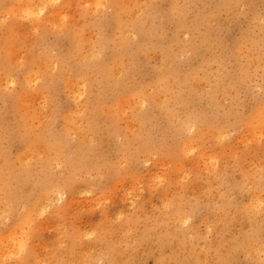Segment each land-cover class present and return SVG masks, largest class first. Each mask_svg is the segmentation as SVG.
Here are the masks:
<instances>
[{"label":"rangeland","instance_id":"obj_1","mask_svg":"<svg viewBox=\"0 0 264 264\" xmlns=\"http://www.w3.org/2000/svg\"><path fill=\"white\" fill-rule=\"evenodd\" d=\"M28 1L32 2L34 7L35 4L39 2L46 3L47 0ZM24 2L25 0H0V151L4 152L2 153L1 151V158L5 160V165L7 164L6 168L11 170V173L6 170L8 187L11 185L7 189L6 195L9 194L8 197L12 200L14 198L11 199V197L16 192L22 198H18L12 203L14 204L12 209H6L8 215H6V219L4 217L0 218V228L5 227V230L2 229V233L5 234L6 232L7 236L6 239L0 237V258H4L8 264H17L18 261L22 263L25 261L24 264H175L176 262V264H180L185 256H189L188 252L180 245H177V242L175 245L174 242L163 237L166 232L162 228L168 224L167 222L172 220V223L170 222L167 225V228H170L169 230L167 229V232L173 231L174 228L178 234L187 232L184 239L191 244L188 248H192L195 251V255L199 254V257H203L206 260V256L211 254L207 257V262L202 260V264L221 263L217 258L216 260L213 258L215 254L211 252L210 246L217 243L221 248L223 246L224 249H228L231 243H239L243 237H247L249 240V244L245 245V252L242 249H238L232 253L231 257L234 258H230L225 264H264V260H262L264 259V240H262L264 239V234H262V231H264L262 229L264 227V215H262L264 214V203H262L264 202L262 201L264 200L262 198L264 196V183H262L264 182V178H262L264 177V168H262L264 167L262 166L264 165L262 164L264 163V90H262L264 89V0H102V3L99 4L96 3L97 0H49L44 9L42 8L38 15H33L32 17L31 15L28 16L25 11L23 12ZM17 5L20 6V9ZM137 7H142L143 9H138ZM148 7L152 10L147 11ZM56 9L59 12L58 16L53 14ZM135 10L140 11H137L139 13L136 14ZM178 12L181 13L179 14L180 16L177 15ZM131 14L133 17H131ZM3 15L5 16L3 17ZM120 15L124 17H120ZM206 15L208 18H206ZM210 16L212 17L211 19ZM60 17L61 19H58ZM126 17L127 19H125ZM207 19L209 22H207ZM55 21H57L56 24ZM133 24H135V27ZM85 27H89L90 31ZM47 29L48 31H46ZM122 29L127 34H124ZM150 30L153 33H150ZM84 31L87 32L88 40ZM190 32L191 34H189ZM81 33L83 34L81 35ZM98 33L104 36H98ZM175 33L181 35L178 36ZM90 34L91 37H89ZM132 35L134 38L136 37L135 40ZM58 37L59 39H57ZM98 42L100 43L99 45ZM122 42L124 43L121 44ZM125 44L130 45L132 48L128 47V45H126L127 47L124 46ZM198 44L199 46H196ZM84 46L91 48L88 50ZM103 46L104 48H102ZM172 46L175 47L173 48ZM181 47H184V49ZM191 47L193 48L191 49ZM83 48L89 52L83 50ZM109 48L111 51L113 50V53L109 51ZM182 50H184V53ZM79 51L80 54H78ZM137 51L138 53L140 52V56L137 55ZM98 52L100 53L98 54ZM92 53L93 55H91ZM126 53H128V57ZM252 53L253 55H251ZM161 56L164 57V61ZM90 57L94 59H90ZM99 57L102 58L100 59ZM223 57L224 59H222ZM45 58L59 62L63 59H69L70 64L67 66L69 71L65 70L67 79L66 76L62 79L53 74V80L56 78L52 82H57L58 84H52L51 82L48 85H46L43 77L36 81L33 80L32 78L38 75L39 72V75L45 74L43 62ZM78 59L89 60L88 62L92 65L94 63L93 66L100 64L103 68H107V72L112 71V74L110 73L112 77L104 80L101 79L100 73L95 75V72H93L91 73L92 79L94 76L97 78L98 75L99 78H97L95 84L91 85L92 83H88L87 80L88 75H83L82 71L79 70L80 67L76 63ZM129 59L133 62L130 63ZM171 59L174 61L173 63ZM116 66L120 67L116 68ZM137 66L139 67L137 68ZM10 68H12L11 72L8 73ZM129 71L133 78L129 77ZM124 75L126 76L124 77ZM122 77L123 79H121ZM164 77L166 79L169 78L167 79V84L170 85V90L163 88ZM42 79L44 83H42ZM130 79L131 81L129 82ZM136 79H138V82H135ZM195 80L198 81V85ZM82 81L86 85H80L83 83ZM100 81H102V84H100ZM108 82L111 83L108 84ZM68 83L69 85H67ZM126 83L129 84L127 85ZM193 83L195 84L194 86L192 85ZM53 85L54 87L52 88ZM174 85H176V88ZM93 87L94 91L92 92ZM182 88L184 92H182ZM191 90L193 91L191 92ZM208 91L209 93H207ZM82 92H85L83 93L84 95ZM90 94L92 96L93 94L95 95L92 97ZM111 95L113 97L110 98ZM138 96L145 98L143 103ZM99 97L102 99L101 101ZM134 97H138L137 99L141 103L138 104L139 100L134 99ZM175 97V102H172L171 99H175ZM178 97L181 99L180 101ZM183 97L188 100H184ZM121 98L122 100L125 99L124 102L121 101ZM128 98L129 101H134L135 105L131 101L126 104ZM156 98L157 100H155ZM148 100L150 105L144 104ZM185 101L187 103L190 101L192 104L188 105ZM159 102L160 104H158ZM176 102H178L177 105ZM142 104V108H147L145 109L146 112L141 109ZM186 104L189 109L185 106ZM87 105L88 107H96L101 114H97L99 111L95 112L96 108L91 114L90 112L87 113V109L84 108ZM220 105H223V109ZM136 107L137 109H135ZM180 108L184 109L180 110ZM138 109L141 112L143 111L139 119L134 116L135 111L141 113ZM81 110L84 113L79 118ZM177 112L179 115L181 112L183 118L181 115H177ZM166 113L170 119H168ZM91 115L99 116L95 117V120L91 118L85 120V117H91ZM201 117H204V121ZM191 118L195 119L196 125L193 126V129L187 126L188 129L186 127L183 131L182 124ZM173 120L176 124L173 123ZM207 120L211 121L208 123ZM91 121L94 122L91 123ZM96 122L98 124L94 125ZM90 123L92 126L89 125ZM148 124L151 126L149 127ZM139 126L146 129L143 130ZM94 127V132H92ZM90 128L92 129L90 130ZM132 130L134 131L132 132ZM140 131L143 133H140ZM137 133L140 135H137ZM188 141L192 143L189 144ZM191 148L193 151H191ZM224 155H226L225 160ZM195 162L197 163L195 164ZM253 163L256 164L254 165ZM252 168L254 169L252 170ZM256 171H259V173ZM160 175H162V178ZM40 180L42 182H39ZM254 180H257L256 183L258 184H256V187H259L258 190H253L255 188L252 187V189L250 185H247L248 183L245 184L249 181L253 183ZM244 184L248 188L245 189L243 187ZM51 185H56V188L52 189L53 191L50 190ZM240 188H243L241 193L239 191ZM21 190L23 191L21 192ZM22 193L24 194L23 196ZM0 196H2L1 193ZM259 198L262 200L257 201ZM19 199L21 203H19ZM204 199L205 201H203ZM255 199H257V202H255ZM247 203L249 204L246 205ZM229 204L231 205L230 207L228 206ZM258 205L261 209H258ZM248 206L249 208L247 209ZM231 207L235 210L237 209V214L232 213L233 209ZM219 209L222 213L219 212ZM257 209L259 212L256 211ZM13 214H15V217ZM220 214L225 216V220L221 219ZM244 214L246 216L243 217ZM25 218L29 222L24 224L22 219L25 220ZM176 220H179L178 223L175 222ZM253 220H255L254 223ZM235 222L236 224H234ZM161 224L163 226L160 229L158 226ZM176 224L179 226L177 227ZM255 227L260 228L258 231L260 236H262L261 238L253 237ZM14 232L18 233L15 234ZM19 232L21 237L18 236ZM18 237L22 241H17ZM10 238L11 240H9ZM66 240L68 243H66ZM258 240L260 241L258 242ZM23 242L26 245L24 247L25 252L22 250L23 246L20 248V244L22 243L21 245H23ZM251 242L252 244H250ZM17 244L19 250H21L19 252ZM248 247L249 249H247ZM180 248L182 249L180 250ZM1 256L4 257L2 258ZM211 258L215 261L214 263Z\"/></svg>","mask_w":264,"mask_h":264},{"label":"bare ground","instance_id":"obj_2","mask_svg":"<svg viewBox=\"0 0 264 264\" xmlns=\"http://www.w3.org/2000/svg\"><path fill=\"white\" fill-rule=\"evenodd\" d=\"M20 1H21V0H20ZM33 1H34V0H33ZM41 1H45V0H41ZM47 1H49V0H47ZM47 1H46V3H44V2H39V3L35 4V6L33 7V6H32V5H33L32 2H30V1H28V0H25V2H24V6H23V8H24V9H23V12L25 11V12L28 14V16L31 15V17H32L33 15H38V13H40V11L42 10V8L44 9L45 5H47V3H49V2H47ZM56 1H57V0H56ZM130 1H131V0H130ZM203 1H204V0H203ZM214 1H215V0H214ZM253 1H254V0H253ZM17 2H18V1H17ZM85 2H86V1H85ZM153 2H154V1H153ZM158 2H159V1H158ZM193 2H194V1H193ZM193 2H192V3H193ZM200 2H201V1H200ZM246 2H247V1H246ZM246 2H245V3H246ZM18 3H20V2H18ZM41 3H42V5H40ZM54 3H55V2H54ZM83 3H84V2H83ZM96 3H98V4H99V3H102V0H97ZM116 3H117V2H116ZM116 3H115V4H116ZM155 3H156V2H155ZM15 4H16V3H15ZM74 4H75V3H74ZM142 4H143V3H142ZM144 4H145V3H144ZM200 4H201V3H200ZM208 4H209V3H208ZM210 4H211V3H210ZM12 5H13V4H12ZM50 5H51V4H50ZM82 5H83V4H82ZM117 5H118V3H117ZM154 5H155V4H154ZM239 5H240V4H239ZM244 5H246V4H244ZM17 6H19V5H17ZM100 6H101V5H100ZM170 6H171V5H170ZM212 6H213V5H212ZM35 7H36V8H35ZM97 7H98V6H97ZM102 7H103V5H102ZM115 7H116V6H115ZM115 7H114V8H115ZM144 7H145V6H144ZM146 7H147V6H146ZM11 8H12V7H11ZM58 8H60V7H58ZM70 8H72V7H70ZM75 8H76V7H75ZM83 8H85V7H83ZM103 8H104V7H103ZM116 8H117V7H116ZM137 8H138V7H137ZM141 8H142V7H141ZM141 8H138V9H141ZM153 8H154V7H153ZM187 8H188V7H187ZM196 8H197V7H196ZM203 8H204V7H203ZM2 9H3V8H2ZM19 9H20V6H19ZM45 9H46V8H45ZM135 9H136V8H135ZM142 9H143V8H142ZM238 9H239V8H238ZM248 9H249V8H248ZM15 10H16V8H15ZM59 10H60V9H59ZM84 10H85V9H84ZM132 10H133V9H132ZM148 10L151 11L152 9L148 7L147 11H148ZM43 11H44V10H43ZM55 11H56V13H55ZM55 11H54L53 14H55V15L58 16V14H59L58 10L56 9ZM63 11H64V9H63ZM68 11L70 12V10H68ZM87 11H88V10H87ZM105 11H106V10H105ZM135 11H136V10H135ZM135 11H134V12H135ZM137 11H140V10H137ZM137 11H136V14L139 13V12L137 13ZM243 11H244V10H243ZM246 11H247V10H246ZM57 12H58V13H57ZM98 12H99V11H98ZM100 12H101V11H100ZM201 12H202V11H201ZM18 13H19V12H18ZM60 13H61V12H60ZM67 13H68V12H67ZM85 13H86V12H85ZM120 13H121V12H120ZM131 13H132V12H131ZM173 13H174V11H173ZM230 13H231V11H230ZM237 13H238V12H237ZM244 13H245V12H244ZM0 14H1V13H0ZM50 14H51V13H50ZM79 14H80V13H79ZM91 14H92V13H91ZM98 14H99V13H98ZM98 14H97V15H98ZM128 14H129V13H128ZM179 14H181V13L178 12L177 15L180 16ZM88 15H89V14H88ZM88 15H87V16H88ZM111 15H112V14H111ZM133 15H135V14H133ZM217 15H218V13H217ZM234 15H235V14H234ZM234 15H233V16H234ZM246 15H247V14H246ZM4 16H5V15H3V17H4ZM15 16H16V15H15ZM42 16H43V15H42ZM51 16H52V15H51ZM89 16H91V15H89ZM94 16H95V15H94ZM99 16H101V15H99ZM121 16H122V15H120V17H121ZM127 16H128V15H127ZM135 16H136V15H135ZM137 16H138V15H137ZM151 16H152V15H151ZM151 16H150V17H151ZM178 16H176V17H178ZM206 16H207V15H206ZM212 16H213V15H212ZM85 17H86V16H85ZM96 17H97V16H96ZM96 17H95V18H96ZM112 17H113V16H112ZM122 17H124V16H122ZM131 17H133L132 14H131ZM148 17H149V14H148ZM160 17H161V16H160ZM182 17H183V16H182ZM182 17H181V18H182ZM231 17H232V16H231ZM43 18H44V17H43ZM46 18H47V17H46ZM50 18H51V17H50ZM87 18H88V17H87ZM89 18H90V17H89ZM114 18H115V17H114ZM145 18H146V17H145ZM145 18H144V20H145ZM185 18H186V17H185ZM206 18H208V16H207ZM211 18H212V17L210 16V19H211ZM1 19H2V18H1ZM8 19H9V18H8ZM41 19H42V18H41ZM41 19H40V20H41ZM47 19H48V18H47ZM58 19H61V17L58 18ZM74 19H75V18H74ZM78 19H79V18H78ZM91 19H92V18H91ZM98 19H99V18H98ZM101 19H102V17H101ZM125 19H127V17H126ZM156 19H157V18H156ZM158 19H159V18H158ZM182 19H183V18H182ZM202 19H203V18H202ZM4 20H5V18H4ZM33 20H34V19H33ZM55 20H56V19H55ZM87 20H88V19H87ZM103 20H104V19H103ZM133 20H134V19H133ZM137 20H138V19H137ZM204 20H205V19H204ZM0 21H1V20H0ZM67 21H68V20H67ZM82 21H83V20H82ZM94 21H96V20H94ZM99 21H100V20H99ZM174 21H175V20H174ZM217 21H218V20H217ZM38 22L40 23V21H38ZM38 22H36V23L38 24ZM123 22H124V21H123ZM125 22H126V21H125ZM130 22H131V21H130ZM150 22H151V21H150ZM176 22H178V21H176ZM179 22H180V21H179ZM207 22H209L208 19H207ZM255 22H256V21H255ZM2 23H3V21H2ZM36 23H35V24H36ZM56 23H57V21H55V24H56ZM63 23H65V22H63ZM78 23H79V22H78ZM93 23H94V22H93ZM96 23H98V22H96ZM96 23H95V24H96ZM132 23H133V22H132ZM180 23H181V22H180ZM183 23H184V22H183ZM232 23H233V22H232ZM16 24H17V23H16ZM21 24H22V23H21ZM32 24H33V23H32ZM85 24H86V23H85ZM98 24H99V23H98ZM98 24H97V25H98ZM115 24H116V23H115ZM136 24H137V22H136ZM141 24H142V23H141ZM150 24H151V23H150ZM150 24H149V25H150ZM155 24H156V23H155ZM172 24H173V23H172ZM184 24H185V23H184ZM8 25H9V24H8ZM27 25H28V24H27ZM38 25H39V24H38ZM61 25H62V24H61ZM64 25H65V24H64ZM71 25H72V24H71ZM89 25H90V23H89ZM133 25H134V27H135V24H133ZM175 25H176V24H175ZM179 25H181V24H179ZM190 25H191V24H190ZM208 25H209V24H208ZM17 26H18V25H17ZM20 26H21V25H20ZM31 26H32V25H31ZM40 26H41V25H40ZM69 26H70V25H69ZM101 26H102V25H101ZM101 26H99V27H101ZM177 26H178V24H177ZM181 26H182V25H181ZM183 26H184V25H183ZM57 27H58V26H57ZM99 27H95V28L98 29ZM120 27H122V26H120ZM134 27H133V28H134ZM147 27H148V26H147ZM202 27H203V26H202ZM19 28H20V27H19ZM33 28H35V27H33ZM44 28H45V27H44ZM85 28H86V27H85ZM88 28H89V27H88ZM88 28H86V29L89 30ZM150 28H151V27H150ZM150 28H149V29H150ZM183 28L185 29V27H183ZM226 28H227V27H226ZM22 29H23V28H22ZM59 29H61V28H59ZM62 29H63V28H62ZM92 29H93V28H92ZM127 29H128V28H127ZM127 29H125V30H127ZM134 29H135V28H134ZM162 29H163V28H162ZM188 29H189V28H188ZM188 29H187V30H188ZM190 29H191V28H190ZM203 29H204V28H203ZM20 30H21V29H20ZM20 30H19V31H20ZM74 30H75V29H74ZM99 30H100V29H99ZM103 30H104V29H103ZM135 30H137V29H135ZM152 30H153V29H152ZM180 30H181V28H180ZM180 30H179V31H180ZM33 31H34V30H33ZM41 31H42V30H41ZM46 31H48V29H47ZM60 31H61V30H60ZM60 31H59V33H61ZM65 31H66V30H65ZM70 31H71V30H70ZM85 31H86V30H85ZM85 31H84V32H85ZM89 31H90V30H89ZM89 31H88V32H89ZM122 31H124V30L122 29ZM130 31H131V30H130ZM176 31H178V30H176ZM183 31L185 32V30H183ZM219 31H220V30H219ZM219 31H218V32H219ZM135 32H136V31H135ZM141 32H142V31H141ZM181 32H182V30H181ZM220 32H221V31H220ZM59 33H57V34H59ZM64 33H65V32H64ZM74 33H75V32H74ZM123 33H124V34H127L126 31H124ZM129 33H130V32H129ZM131 33H132V32H131ZM139 33H140V32H139ZM142 33H143V32H142ZM150 33H153V31L151 32V30H150ZM186 33H187V32H186ZM21 34H22V32H21ZM67 34H68V33H67ZM67 34H66V35H67ZM82 34H83V33H81V35H82ZM88 34H89V33H88ZM95 34H96V33H95ZM124 34H123V35H124ZM136 34H137V33H136ZM155 34H156V33H155ZM175 34H177V33H175ZM189 34H191V32H190ZM189 34H188V35H189ZM30 35H31V34H30ZM42 35H43V34H42ZM62 35H63V34H62ZM70 35H71V34H70ZM77 35H78V34H77ZM96 35H97V34H96ZM96 35H95V36H96ZM101 35H103V34H101ZM101 35H99V33H98V36H101ZM142 35H143V34H142ZM153 35H154V34H153ZM177 35L180 36L181 34H180V35L177 34ZM186 35H187V34H186ZM17 36H18V35H17ZM32 36H34V35H32ZM38 36H39V34H38ZM92 36H94V35H92ZM103 36H104V35H103ZM126 36H127V35H126ZM129 36H130V35H129ZM138 36H139V35H138ZM189 36H190V35H189ZM70 37H71V36H70ZM72 37L74 38V36H72ZM75 37H76V36H75ZM83 37H84V36H83ZM85 37H86V39H87V37H88V36H87V32H85ZM85 37H84V38H85ZM89 37H91V34H90ZM105 37H106V36H105ZM119 37H120V36H119ZM130 37H131V36H130ZM132 37H133V35H132ZM143 37H144V36H143ZM182 37H183V36H182ZM197 37H198V36H197ZM35 38H36V37H35ZM62 38H64V37H62ZM102 38L104 39V37H102ZM128 38H129V37H128ZM133 38H134V37H133ZM180 38H181V37H180ZM57 39H59V37H58ZM77 39H78V38H77ZM89 39H91V38H89ZM126 39H127V38H126ZM130 39H131V38H130ZM135 39H136V37L134 38V40H135ZM146 39H147V38H146ZM149 39H150V38H149ZM188 39H189V38H188ZM194 39H196V38H194ZM200 39H202V38H200ZM227 39H228V37H227ZM15 40H16V39H15ZM87 40H88V39H87ZM87 40H86V43H87ZM101 40H102V39H101ZM101 40H99V41L101 42ZM107 40H108V39H107ZM182 40H183V39H182ZM192 40H193V39H192ZM192 40H191V43H192ZM31 41H32V40H31ZM35 41H36V40H35ZM102 41H103V40H102ZM131 41H132V40H131ZM136 41H137V40H136ZM186 41H187V40H186ZM188 41H189V40H188ZM194 41H195V40H194ZM199 41H200V40H199ZM227 41H228V40H227ZM74 42H75V41H74ZM74 42H73V43H74ZM88 42H89V41H88ZM129 42H130V41H129ZM132 42H133V41H132ZM189 42H190V41H189ZM189 42H188V43H189ZM200 42H202V41H200ZM254 42H255V41H254ZM36 43H37V42H36ZM56 43H57V42H56ZM86 43H85V45H86ZM123 43H124V42H122L121 44H123ZM134 43H135V42H134ZM177 43H178V42H177ZM179 43H180V42H179ZM198 43H199V42H198ZM202 43H203V42H202ZM202 43H200V45H202ZM215 43H216V42H215ZM228 43H229V42H228ZM59 44H60V43H59ZM77 44H78V42H77ZM87 44H88V43H87ZM94 44H95V42H94ZM96 44H97V43H96ZM99 44H100V43L98 42V45H99ZM101 44H103V43H101ZM115 44H116V42H115ZM115 44H114V45H115ZM128 44H129V43H128ZM128 44H125L124 46H126V45H128ZM130 44H131V42H130ZM135 44H136V43H135ZM184 44H185V41H184ZM196 44H197V43H196ZM218 44H219V43H218ZM78 45H79V44H78ZM90 45H91V44H90ZM98 45H97V46H98ZM104 45H105V44H104ZM109 45H110V44H109ZM131 45H132V44H131ZM173 45H174V43H173ZM177 45H179V44H177ZM177 45H176V47H177ZM187 45H188V44H187ZM194 45H195V44H194ZM216 45H217V43H216ZM219 45H220V44H219ZM26 46H27V45H26ZM79 46H80V45H79ZM101 46H102V45H101ZM105 46H106V45H105ZM133 46H136V45H133ZM158 46H160V45H158ZM158 46H157V47H158ZM169 46H171V45L169 44ZM181 46H183V44H181ZM192 46H193V45H192ZM196 46H199V44L196 45ZM228 46H229V45H228ZM4 47H5V46H4ZM57 47H58V45H57ZM73 47H74V46H73ZM84 47L87 48V46H84ZM111 47H112V44H111ZM111 47H110V48H111ZM126 47H127V46H126ZM128 47H131V46L128 45ZM137 47H138V44H137ZM141 47H142V46H141ZM141 47H140V48H141ZM157 47H156V48H157ZM172 47H173V46H172ZM174 47H175V46H174ZM174 47H173V48H174ZM242 47H243V46H242ZM45 48H46V47H45ZM45 48H44V49H45ZM89 48H91V47L88 46L87 49L89 50ZM96 48H97V47H96ZM102 48H104V46H103ZM110 48H109V51L113 53V50L111 51L112 48H111V49H110ZM114 48H115V46H114ZM121 48H123V46H121ZM124 48H125V47H124ZM131 48H132V47H131ZM134 48H135V47H134ZM178 48L180 49L179 46H178ZM181 48H182V47H181ZM192 48H193V47H191V49H192ZM198 48H199V47H198ZM198 48H197V50H198ZM206 48H207V47H206ZM217 48H218V47H217ZM12 49H13V48H12ZM25 49H26V48H25ZM74 49H75V48H74ZM87 49H84V48H83V50H86V51H87ZM92 49H93V50H96V49H94V48H92ZM99 49H100V47H99ZM125 49H126V48H125ZM125 49H124V50H125ZM128 49H129V48H128ZM142 49H143V48H142ZM142 49H141V50H142ZM168 49L170 50V48H168ZM175 49H177V48H175ZM182 49H184V47H183ZM186 49H187V48H186ZM189 49H190V48H189ZM191 49H190V50H191ZM195 49H196V48H195ZM208 49H209V48H208ZM208 49H207V50H208ZM26 50H27V49H26ZM48 50H49V49H48ZM52 50H53V49H52ZM72 50H73V49H72ZM72 50H71V52H72ZM97 50H98V49H97ZM114 50H115V49H114ZM121 50H122V49H121ZM135 50H137V49H135ZM144 50H145V49H144ZM144 50H143V53H144ZM177 50H178V49H177ZM190 50H189V51H190ZM246 50H247V49H246ZM50 51H51V50H50ZM57 51H58V50H57ZM61 51H62V50H61ZM86 51H85V52H86ZM139 51H140V50H139ZM170 51H171V50H170ZM174 51H175V50H174ZM182 51H183V53H184V50H182ZM185 51H186V50H185ZM193 51L196 52V50H194V49H193ZM242 51H243V50H242ZM13 52H14V51H13ZM29 52H30V51H29ZM37 52H38V51H37ZM45 52H46V51H45ZM85 52H84V53H85ZM87 52H89V51H87ZM133 52H135V51H133ZM148 52H149V51H148ZM180 52H181V51H180ZM221 52H222V51H221ZM2 53H3V52H2ZM50 53H52V52H50ZM99 53H100V52H98V54H99ZM112 53H111V54H112ZM114 53H115V52H114ZM135 53H136V52H135ZM137 53H138V51H137ZM139 53H140V52H139ZM139 53H138L137 55H139ZM149 53H150V52H149ZM185 53H186V52H185ZM190 53H191V52H190ZM202 53H203V52H202ZM207 53H208V52H207ZM14 54H15V53H14ZM44 54H46V53H44ZM52 54H53V53H52ZM78 54H80V51H79ZM81 54H82V53H81ZM141 54H142V53H141ZM158 54H159V53H158ZM158 54H157V55H158ZM160 54H161V53H160ZM177 54H178V53H177ZM245 54H246V53H245ZM46 55H47V54H46ZM67 55H69V54H67ZM91 55H93V53H92ZM91 55H90V56H91ZM94 55H95V54H94ZM115 55H116V54H115ZM115 55H114V56H115ZM127 55H128V53H126V56H127ZM133 55L136 57L135 54H133ZM133 55H132V56H133ZM147 55H149V54L147 53ZM180 55L182 56V54H180ZM223 55H224V54H223ZM230 55H231V54H230ZM236 55H237V54H236ZM251 55H253V53H252ZM23 56H24V55H23ZM32 56H33V54H32ZM59 56H60V55H59ZM80 56H82V55H80ZM86 56H87V55H86ZM88 56H89V54H88ZM101 56H102V55H101ZM124 56H125V54H124ZM139 56H140V55H139ZM221 56H222V55H221ZM241 56H242V55H241ZM243 56H244V55H243ZM77 57H79V56H77ZM97 57H98V56H97ZM112 57H113V56H112ZM127 57H128V56H127ZM127 57H126V59L128 60ZM153 57H154V56H153ZM158 57H159V55H158ZM161 57H162V56H161ZM161 57H160V58H161ZM219 57H220V56H219ZM28 58H29V57H28ZM28 58H27V59H28ZM33 58H34V57H33ZM52 58H53V57H52ZM65 58H67V57H65ZM74 58H76V57H74ZM82 58H83V57H82ZM86 58H87V57H86ZM92 58H93V57H92ZM92 58L90 57V59H92ZM99 58H100V57H99ZM101 58H102V57H101ZM101 58H100V59H101ZM124 58H125V57H124ZM124 58H123V59H124ZM132 58L134 59V57H132ZM137 58H138V57H137ZM162 58H163V61H164V57H162ZM171 58H172V57H171ZM174 58H176V57H174ZM227 58H228V57H227ZM71 59H72V58H71ZM76 59H77V58H76ZM93 59H94V58H93ZM97 59H98V58H97ZM121 59H122V58H121ZM139 59H141V58H139ZM139 59H138V60H139ZM144 59H145V58H144ZM155 59H156V58H155ZM165 59H166V58H165ZM167 59H168V58H167ZM169 59H170V58H169ZM222 59H224V57H223ZM13 60H14V59H13ZM58 60H59V59H58ZM74 60H75V59H74ZM127 60H126V61H127ZM129 60H130V59H129ZM159 60H160V59H159ZM161 60H162V59H161ZM173 60H174V59H173ZM219 60H220V59H219ZM244 60H245V59H244ZM19 61H20V60H19ZM21 61H22V60H21ZM34 61H35V60H34ZM61 61H62V62H61ZM61 61L59 62V61H57V60H53V59L49 60V59L45 58V59L43 60V62H44V66H45V68H44V70H45L44 73H45V74H44V75H39L40 72L38 73V75L32 74V75H35L32 79L36 81V80L40 79L41 77H43V79H44L46 85H48L49 83L52 82L53 77H54L53 74L56 75V77H59V78L64 79L63 77H65L66 74H67V72L65 73V70H66V71H67V70L69 71V68L67 69V66L70 64V60H69V59H68V60L63 59V60H61ZM88 61H89V60H86V59H78V62H76L77 65H78V67H80L79 70L82 71L83 75H88V77H87L88 83H90V84L92 83L91 85L95 84V82L97 81V78H99V77H98L99 75L102 77L101 79H104V80L107 79L108 77H112V75H111V74H112V73H111L112 71H111V72H109V71L107 72V70H106L107 68H103V66H101L100 64H97L96 66H93L94 63H93V65H92V64L89 63ZM139 61H140V60H139ZM168 61H169V60H168ZM168 61H167V62H168ZM171 61H172V59H171ZM176 61H177V60H176ZM43 62H42V63H43ZM102 62H103V61H102ZM111 62H112V61H111ZM111 62H109V63H111ZM115 62H116V60H115ZM115 62H113V64H115ZM120 62H122V61L120 60ZM131 62H133V61L130 60V63H131ZM158 62H159V61H158ZM173 62H174V61H172V63H173ZM16 63H17V62H16ZM95 63H96V62H95ZM130 63H127V64H130ZM136 63H137V62H136ZM143 63H144V62H143ZM165 63H166V62H165ZM210 63H211V62H210ZM122 64H123V63H122ZM134 64H135V63H134ZM138 64H139V63H138ZM138 64H137V65H138ZM157 64H158V63H157ZM160 64H162V63L160 62ZM163 64H164V62H163ZM167 64H169V63H167ZM230 64H231V63H230ZM22 65H23V64H22ZM75 65H76V64H75ZM75 65H74V66H75ZM99 65H100V66H99ZM173 65H174V64H173ZM173 65H172V66H173ZM97 66H99V67H97ZM114 66H115V65H114ZM121 66H122V65H121ZM123 66H125V65L123 64ZM123 66H122V67H123ZM127 66H128V65H127ZM134 66H135V65H134ZM157 66H158V65H157ZM159 66H160V65H159ZM12 67H13V66H12ZM95 67H97V68H95ZM112 67H113V66H112ZM117 67H120V66H116V68H117ZM125 67H126V66H125ZM131 67H133V66H131ZM138 67H139V66H137V68H138ZM164 67H165V66H164ZM164 67H163V68H164ZM175 67H176V66H175ZM256 67H257V66H256ZM72 68H73V67H72ZM76 68H77V67H76ZM93 68H95V69H93ZM220 68H221V67H220ZM11 69H12V68L8 69V70H9L8 73L11 72ZM74 69H75V68H74ZM158 69H159V68H158ZM172 69H173V68H172ZM253 69H254V68H253ZM70 70H71V68H70ZM112 70H113V68H112ZM119 70H120V69H119ZM139 70H140V69H139ZM80 71H79V72H80ZM115 71H116V70H115ZM120 71H121V70H120ZM127 71H128V70H127ZM72 72H74V71H72ZM93 72H95V75H96L97 73H100V74L97 76V78L94 76L93 79H92V76H91L92 74H91V73H93ZM122 72H124V71H122ZM215 72H216V71H215ZM255 72H256V71H255ZM13 73H14V72H13ZM70 73H71V71H70ZM110 73H111V74H110ZM113 73H114V72H113ZM129 73H130V71H129ZM10 74H11V73H10ZM68 74H69V73H68ZM75 74H76V73H75ZM116 74H117V73H116ZM120 74H121V73H120ZM14 75H16V74H14ZM32 75H31V76H32ZM121 75H122V74H121ZM128 75H130L129 77H131V73L128 74ZM128 75H127V76H128ZM132 75H133V74H132ZM156 75H157V74H156ZM254 75H255V74H254ZM10 76H11V75H10ZM76 76H77V75H76ZM118 76H119V73H118ZM125 76H126V75H124V77H125ZM133 76H134V75H133ZM218 76H220V75H218ZM17 77H18V75H17ZM56 77H55V78H56ZM114 77H115V76H114ZM120 77H121V76H120ZM175 77H176V76H175ZM251 77H252V76H251ZM55 78H54L53 81H55ZM115 78H116V77H115ZM131 78H133V77H131ZM142 78H143V77H142ZM181 78H182V76H181ZM181 78H180V80H181ZM214 78H215V77H214ZM43 79H42V83H44ZM66 79H67V76H66ZM110 79H111V78H110ZM112 79H113V78H112ZM116 79H117V78H116ZM119 79H120V78H119ZM121 79H123V77H122ZM167 79H169V78H167ZM167 79H166L165 77L163 78V88H165V89H169V87H170V85L167 84V83H168V82H167ZM28 80H29V79H28ZM80 80H81V79H80ZM82 80L84 81V79H82ZM98 80H99V79H98ZM107 80H108V79H107ZM107 80H106V81H107ZM180 80H179V81H180ZM31 81H32V80H31ZM62 81H63V80H62ZM68 81H69V80H68ZM83 81H82V82H83ZM102 81H103V80H102ZM102 81H100V84H102ZM106 81H105V83H106ZM109 81H111V80H109ZM114 81H115V79H114ZM126 81H127V80H126ZM130 81H131V79L129 80V82H130ZM66 82H67V81H66ZM74 82H75V81H74ZM79 82H81V81H79ZM135 82H138V79H136ZM170 82H171V81H170ZM195 82H197V85L199 84L198 81L195 80ZM195 82H194V83H195ZM11 83H12V82H11ZM34 83H35V82H34ZM53 83L56 84L57 82H52V84H53ZM72 83H73V82H72ZM103 83H104V82H103ZM105 83H104V84H105ZM109 83H111V82H108V84H109ZM113 83H114V82H113ZM113 83H112V84H113ZM133 83H134V82H133ZM161 83H162V82H161ZM194 83L192 84L193 86L195 85ZM57 84H58V83H57ZM77 84H78V83H77ZM104 84H103V86H104ZM108 84H107V85H108ZM126 84H127V83H126ZM128 84H129V83H128ZM128 84H127V85H128ZM131 84H132V83H131ZM172 84H174V83H172ZM42 85H43V84H42ZM44 85H45V84H44ZM46 85H45V87H46ZM67 85H69V83H68ZM80 85H83V86H84V85H86V84H85V82H83V83L80 84ZM110 85H111V84H110ZM113 85H114V84H113ZM154 85H155V84H154ZM177 85H179V84H177ZM218 85H219V84H218ZM36 86H37V85H36ZM83 86H82V87H83ZM99 86H100V85H99ZM99 86H98V87H99ZM105 86H106V85H105ZM111 86H112V85H111ZM115 86H116V85H115ZM124 86H125V85H124ZM131 86H132V85H131ZM172 86H173V85H172ZM181 86L183 87V85H181ZM188 86H189V84H188ZM190 86H191V85H190ZM200 86H202V85H200ZM53 87H54V85L52 86V88H53ZM70 87H72V86H70ZM70 87H69V88H70ZM86 87H87V86H86ZM91 87H92V86H91ZM118 87H119V85H118ZM121 87H123V86L121 85ZM126 87L129 88L130 86H126ZM151 87H152V86H151ZM151 87H150V88H151ZM174 87L176 88V85H174ZM227 87H228V86H227ZM227 87H226V89H227ZM18 88H19V87H18ZM49 88H50V87H49ZM106 88L108 89V87H106ZM113 88H114V87H113ZM119 88H120V87H119ZM123 88H124V87H123ZM155 88H156V87H155ZM178 88H179V87H178ZM183 88H184V87H183ZM183 88H182L181 90H183ZM194 88H195V87H194ZM197 88H198V87H197ZM67 89H68V88H67ZM81 89H82V88H81ZM88 89H89V88H88ZM92 89H93V90H92ZM92 89H91V90H92V92H93V91H94V87H93ZM99 89H100V88H99ZM102 89H103V88H102ZM115 89H116V88H115ZM145 89H146V88H145ZM145 89H144V90H145ZM153 89H154V88H153ZM209 89H210V88H209ZM209 89H208V90H209ZM232 89H233V88H232ZM234 89H235V88H234ZM256 89H257V88H256ZM82 90H83V89H82ZM100 90H101V89H100ZM123 90H124V89H123ZM144 90H143V91H144ZM169 90H170V89H169ZM169 90H168V91H169ZM171 90H172V89H171ZM176 90H177V89H176ZM181 90H180V91H181ZM188 90H189V89H188ZM210 90H212V89H210ZM210 90H209V91H210ZM262 90H264V89H262ZM83 91H85V90H83ZM104 91H105V89H104ZM106 91H107V90H106ZM113 91H116V90H113ZM113 91H112V94H113ZM125 91H126V88H125ZM146 91H148V90H146ZM180 91H178V92H180ZM192 91H193V90H191V92H192ZM194 91H195V90H194ZM199 91H201V90L199 89ZM209 91H208L207 93H209ZM235 91H236V90H235ZM4 92L6 93V91H4ZM45 92H46V91H45ZM72 92H73V91H72ZM123 92H124V91H123ZM150 92H151V90H150ZM159 92H160V90H159ZM182 92H184V90H183ZM182 92H181V94H182ZM191 92H190V93H191ZM201 92H202V91H201ZM211 92H212V91H211ZM211 92H210V93H211ZM258 92H259V91H258ZM83 93H85V92H82V94H83ZM96 93L98 94L97 91H96ZM100 93H101V92H100ZM108 93H109V92H108ZM155 93H156V92H155ZM155 93H154V94H155ZM168 93H169V92H168ZM170 93H171V92H170ZM231 93H232V92H231ZM37 94H38V93H37ZM80 94H81V93H80ZM115 94H116V93H115ZM154 94H153V96H154ZM178 94H179V93H178ZM196 94H197V93H196ZM200 94H201V93H200ZM226 94H227V93H226ZM255 94H256V93H255ZM1 95H2V94H1ZM83 95H84V94H83ZM90 95H91V94H90ZM90 95H89V96H90ZM94 95H95V94H93V96H94ZM98 95H99V94H98ZM108 95H109V94H108ZM160 95H162V94H160ZM167 95H168V94H167ZM169 95L174 96V95H172V94H169ZM50 96H51V95H50ZM91 96H92V95H91ZM93 96H92V97H93ZM113 96H114V94H113ZM113 96L111 95L110 98L113 97ZM153 96H152V98H153ZM163 96H164V95H163ZM175 96H176V95H175ZM177 96H178V95H177ZM185 96H186V95H185ZM224 96H225V95H224ZM33 97H34V96H33ZM38 97H39V96H38ZM75 97H76V96H75ZM80 97H81V96H80ZM102 97H103V96H102ZM138 97H139V99L141 100V102L143 103L144 100H145V98H144V97H141V96H138ZM138 97H137V98H138ZM159 97H160V96H159ZM165 97H167V96H165ZM187 97H188V96H187ZM243 97H244V96H243ZM5 98H6V97H5ZM30 98H31V97H30ZM103 98H104V97H103ZM137 98L134 97V99L139 100V99H137ZM146 98H148V97H146ZM160 98H161V97H160ZM181 98H182V97H181ZM39 99H40V98H39ZM86 99H87V98H86ZM91 99H92V98H91ZM99 99H100V101L102 100L100 97H99ZM99 99H98V100H99ZM117 99H118V98H117ZM130 99H131V98H130ZM148 99H149V98H148ZM165 99H166V98H165ZM170 99H171V98H170ZM183 99H184V97H183ZM238 99H239V98H238ZM240 99H241V98H240ZM15 100H16V99H15ZM29 100H30V99H29ZM94 100H95V99H94ZM104 100H105V99H104ZM107 100H108V99H107ZM124 100H125V99H124ZM124 100H122V98H121V101L124 102ZM127 100H128V101H127L126 104H129L131 100L129 101V98H128ZM140 100H139L138 104L141 103ZM146 100H147V99H146ZM155 100H157V98H156ZM174 100H176V97H175V99H174V98L171 99L172 102H175ZM178 100L180 101L181 99L178 97ZM184 100L187 101L188 99L186 98V99H184ZM190 100H191V98H190ZM4 101H5V100H4ZM35 101H36V100H35ZM90 101H91V100H90ZM95 101H97V100H95ZM105 101H106V100H105ZM179 101H178V102H179ZM186 101H185V102H186ZM225 101H226V100H225ZM225 101H224V102H225ZM237 101H238V100H237ZM241 101H242V100H241ZM50 102H51V101H50ZM83 102H85V101H83ZM83 102H82V104H83ZM93 102H94V101H93ZM106 102H107V101H106ZM128 102H129V103H128ZM131 102H132V101H131ZM133 102H134V101H133ZM133 102H132V103H133ZM178 102H176V105H177ZM182 102H183V101H182ZM189 102H190V101H188V103H187V102H186V103H187L188 105H189V104L191 105L192 103H191V102L189 103ZM37 103H38V102H37ZM91 103H92V101H91ZM91 103H90V104H91ZM96 103H97V102H96ZM117 103H118V102H117ZM117 103H116V104H117ZM152 103H153V102H152ZM225 103H227V102H225ZM44 104H45V103H44ZM120 104H122V103H120ZM120 104H119V105H120ZM144 104H149V105H150L149 100H148L147 103H144ZM158 104H160V102H159ZM165 104H166V103H165ZM169 104H170V101H169ZM187 104H186L185 106H187ZM228 104H229V103H228ZM235 104H236V103H235ZM88 105H89V104H88ZM88 105H87V107H88ZM96 105H97V104H96ZM104 105H105V104H104ZM117 105H118V104H117ZM134 105H135V102H134ZM149 105H148V107H149ZM152 105H153V104H152ZM194 105H195V104H194ZM225 105H227V104H225ZM241 105H242V104H241ZM80 106H81V105H80ZM113 106H114V105H113ZM120 106H121V105H120ZM126 106H127V105H126ZM139 106H140V105H139ZM139 106H137V107H139ZM142 106H143V104L141 105V109H144V108H142ZM146 106H147V105H146ZM167 106H168V104H167ZM171 106H172V105H171ZM185 106H183V107L185 108ZM220 106H221V105H220ZM43 107H44V106H43ZM52 107H53V106H52ZM82 107H83V106H82ZM87 107L84 106V108L87 109V113L90 112V114H91L92 111L95 110V108H96V107H88V108H89V111H88V108H87ZM118 107H119V106H118ZM137 107H136L135 109H137ZM144 107H145V106H144ZM164 107H165V105H164ZM173 107H174V106H173ZM173 107H171V108H173ZM178 107H180V106L178 105ZM221 107H222V109H223V105H222ZM227 107H228V106H227ZM59 108H60V107H59ZM79 108H80V107H79ZM79 108H78V109H79ZM84 108H83V110H85ZM100 108H101V106H100ZM103 108H104V107H103ZM109 108H110V107H109ZM123 108H124V106H123ZM129 108H130V107H129ZM175 108H177V107H175ZM181 108H182V107H181ZM181 108H180V110H183V109H184V108H183V109H181ZM187 108H188V106H187ZM190 108H191V107H190ZM224 108H225V107H224ZM41 109H42V108H41ZM96 109H97V108H96ZM145 109H147V108H145ZM145 109H144V110H145ZM185 109H186V108H185ZM188 109H189V108H188ZM45 110H46V109H45ZM58 110H59V109H58ZM127 110H128V109H127ZM133 110H134V109H133ZM138 110H139V109H138ZM166 110H167V109H166ZM230 110H231V108H230ZM26 111H28V110H26ZM53 111H54V110H53ZM72 111H73V110H72ZM79 111H80V110H79ZM81 111H82V110H81ZM98 111H99V110L97 109L95 112H98ZM113 111H114V110H113ZM128 111H129V110H128ZM128 111H127V112H128ZM130 111H131V110H130ZM139 111H140V110H139ZM169 111H170V110H169ZM177 111H178V110H177ZM188 111H189V110H188ZM228 111H229V110H228ZM228 111H227V112H228ZM46 112H47V111H46ZM51 112H52V111H51ZM107 112H108V111H107ZM111 112H112V109H111ZM140 112H141V111H140ZM142 112H143V111H142ZM142 112L139 113V112H136V111H135V113H134V114H135V115H134L135 118L138 117V119H139V116H140V114H142ZM144 112H146V110H145ZM173 112H174V111H173ZM175 112H176V111H175ZM184 112H185V111H184ZM186 112H187V111H186ZM196 112H197V111H196ZM234 112H235V111H234ZM241 112H242V111H241ZM56 113H57V112H56ZM82 113H84V112L82 111V112L80 113L81 116L79 115V118L82 117ZM87 113H85V114H87ZM99 113H100V111H99L97 114H99ZM228 113H229V112H228ZM228 113H226V114L229 115ZM100 114H101V113H100ZM132 114H133V113H132ZM143 114H144V113H143ZM173 114H174V113H173ZM230 114H231V112H230ZM232 114H233V113H232ZM10 115H11V114H10ZM66 115H67V114H66ZM126 115H127V113H126ZM166 115H167V113H166ZM177 115H179L178 112H177ZM180 115H181V112H180ZM180 115H179V116H180ZM189 115H190V114H189ZM192 115H193V114H192ZM98 116H99V115H98ZM98 116H97V117H98ZM101 116H103V115H101ZM131 116H133V115H131ZM167 116H168V119H170V118H169V115H167ZM172 116H173V115H172ZM172 116H171V117H172ZM190 116H191V115H190ZM195 116H196V115H195ZM231 116H232V115H231ZM234 116H237V115H234ZM0 117H1V116H0ZM95 117H96V116H94V115H91V117L87 116V117H85V120H88V119H90V118L93 119V120H95ZM97 117H96V118H97ZM148 117H149V116H148ZM159 117H160V116H159ZM173 117H174V116H173ZM181 117H182V115H181ZM237 117H238V116H237ZM37 118H38V117H37ZM54 118H55V117H54ZM61 118H62V117H61ZM101 118H102V117H101ZM101 118H100V119H101ZM121 118H122V117H121ZM145 118H146V117H145ZM182 118H183V117H182ZM201 118H203L202 120L204 121V117H201ZM232 118H233V117H232ZM9 119H10V118H9ZM105 119H106V118H105ZM131 119H133V118L131 117ZM148 119L150 120V118H148ZM234 119H235V118H234ZM13 120H14V119H13ZM38 120H39V119H38ZM62 120H63V119H62ZM82 120H83V119H82ZM102 120H103V119H102ZM135 120H136V119H135ZM135 120H134V121H135ZM171 120H172V119H171ZM182 120H184V119H182ZM259 120H260V119H259ZM40 121H41V120H40ZM40 121H39V122H40ZM136 121H137V120H136ZM196 121H197V120H196ZM207 121H208V120H207ZM207 121H205V122H207ZM209 121H211V120H209ZM209 121H208V123H209ZM260 121H261V120H260ZM43 122H44V121H43ZM92 122H94V121H91V123H92ZM138 122L140 123L139 120H138ZM142 122H143V120H142ZM146 122H147V119H146ZM166 122H168V121H166ZM199 122L201 123V121H199ZM258 122H259V121H258ZM52 123H53V122H52ZM64 123H65V121H64ZM79 123H80V122H79ZM85 123H86V122H85ZM91 123H90L89 125L92 126ZM99 123H100V122H99ZM101 123H102V122H101ZM128 123H129V122H128ZM136 123H137V122H136ZM173 123H174V120H173ZM179 123H180V121H179ZM208 123H207V124H208ZM250 123H251V122H250ZM260 123H261V122H260ZM39 124H40V123H39ZM39 124H38V126H40ZM43 124H44V123H43ZM95 124H98V123L96 122V123H94V125H95ZM129 124H130V123H129ZM155 124H156V123H155ZM174 124H176V123H174ZM207 124H205V125H207ZM212 124H213V123H212ZM212 124H211V125H212ZM113 125H114V124H113ZM135 125H137V124H135ZM139 125H140V124H139ZM143 125H144V124H143ZM146 125H147V124H146ZM194 125H196V124H195V119H194V118L188 119L187 122H184V124H182V126H183L182 128H184L183 131L185 130V128H186L187 126H188V127H192V129H193V126H194ZM197 125H198V124H197ZM77 126H78V125H77ZM148 126H149V124H148ZM150 126H151V125H150ZM150 126H149V127H150ZM152 126H153V124H152ZM213 126H214V125H213ZM240 126H241V125H240ZM261 126H262V125H261ZM42 127H43V126H42ZM78 127H79V126H78ZM89 127H90V126H89ZM96 127H97V125H96ZM139 127L142 128L141 126H139ZM153 127H154V126H153ZM159 127H160V126H159ZM177 127H178V125H177ZM177 127H176V128H177ZM188 127H187V129H188ZM195 127H197V126H195ZM87 128H88V127H87ZM115 128H116V127H115ZM137 128H138V127H137ZM45 129H46V128H45ZM72 129H73V128H72ZM91 129H92V128H90V130H91ZM94 129H95V127L92 129V130H93L92 132H94ZM128 129H129V128H128ZM142 129H143V128H142ZM145 129H146V128H145ZM145 129H143V130H145ZM194 129H195V128H194ZM8 130H9V128H8ZM90 130H89V131H90ZM107 130H108V129H107ZM118 130H119V129H118ZM151 130H152V129H151ZM175 130H176V129H175ZM178 130H179V129H178ZM97 131H98V130H97ZM97 131H96V132H97ZM103 131H104V129H103ZM108 131H109V130H108ZM133 131H134V130H132V132H133ZM179 131H180V130H179ZM181 131H182V130H181ZM204 131H205V130H204ZM207 131H208V130H207ZM39 132H40V131H39ZM68 132H69V131H68ZM90 132H91V131H90ZM132 132H131V133H132ZM135 132H136V131H135ZM141 132H142V131H140V133H141ZM144 132H145V131H144ZM176 132H177V130H176ZM190 132L193 133L192 130H190ZM190 132H189V133H190ZM202 132H203V131H202ZM37 133H38V132H37ZM87 133H88V132H87ZM111 133H113V132H111ZM142 133H143V132H142ZM217 133H218V132H217ZM0 134H1V133H0ZM77 134H78V133H77ZM81 134H82V133H81ZM155 134H157V133H155ZM177 134H178V132H177ZM180 134H181V133H180ZM203 134H204V133H203ZM79 135H80V134H79ZM137 135H140V134L137 133ZM137 135H136V136H137ZM178 135H179V134H178ZM247 135H249V134L247 133ZM0 136H1V135H0ZM6 136H7V135H6ZM67 136H68V135H67ZM184 136H186V135H184ZM184 136H183V137H184ZM212 136H213V135H212ZM221 136H222V135H221ZM223 136H224V135H223ZM28 137H29V136H28ZM42 137H43V136H42ZM105 137H106V136H105ZM213 137H214V136H213ZM224 137H225V136H224ZM226 137H227V136H226ZM237 137H238V136H237ZM254 137H255V136H254ZM111 138H112V137H111ZM140 138H141V137H140ZM147 138H148V137H147ZM239 138H241V137H239ZM38 139H39V138H38ZM75 139H76V138H75ZM188 139H189V138H188ZM220 139H221V138H220ZM236 139H237V138H236ZM261 139H262V138H261ZM192 140H193V139H192ZM224 140H225V139H224ZM226 140H227V138H226ZM175 141H176V140H175ZM184 141H185V140H184ZM193 141H194V140H193ZM260 141H261V140H260ZM186 142H187V141H186ZM253 142H254V141H253ZM255 142H258V141H255ZM71 143H72V142H71ZM188 143L190 144V143H192V142H189V141H188ZM188 143H186V144H188ZM200 143H201V142H200ZM221 143H222V140H221ZM236 143H237V142H236ZM240 143H241V142H240ZM246 143H247V142H246ZM138 144H139V143H138ZM194 144H195V143H194ZM231 144H233V143H231ZM238 144H239V143H238ZM80 145H81V144H80ZM80 145H79V146H80ZM98 145H99V144H98ZM183 145H185V144L183 143ZM247 145H248V144H247ZM131 146H132V145H131ZM187 146L189 147V145H187ZM219 146H220V145H219ZM244 146H245V145H244ZM3 147H4V146H3ZM191 147L193 148V145H192V144H191ZM223 147H224V146H223ZM245 147H246V146H245ZM58 148H60V147H58ZM61 148H62V147H61ZM71 148H72V147H71ZM128 148H129V147H128ZM131 148H132V147H131ZM192 148H191V151H193ZM216 148H217V147H216ZM221 148H222V147H221ZM239 148H240V147H239ZM10 149H11V148H10ZM63 149H64V148H63ZM72 149H73V148H72ZM115 149H117V148H115ZM255 149H256V148H255ZM64 150H65V149H64ZM153 150H154V149H153ZM164 150H165V148H164ZM188 150H189V148H188ZM207 150H208V149H207ZM1 151H2V150H1ZM1 151H0V193L2 194V196H0V205H1V207H0V208H1V211H0V218H1V217H4V218H5L6 215H7V213H6V209H7V210H8V208H9V210L12 209V208L14 207V204H12V203L15 202L16 199L21 198V197L19 196V194H17L16 192H14V194H13L12 197H11V199H12V198H14V199L10 200V197H8L9 194L6 195V192L8 191L7 189L11 187V185H9L10 187H8V183H7V180H6V178H7V177H6V170H7L9 173H11V172H10L11 170H10V168H9V169L6 168V165H7V164L5 165V160H3V159L1 158V157H2L1 154L4 153V152L2 151V153H1ZM57 151H58V150H57ZM186 151H187V150H186ZM214 151H215V150H214ZM258 151H259V150H258ZM58 152H59V151H58ZM143 152H144V151H143ZM235 152H236V151H235ZM64 153H65V152H64ZM91 153H92V152H91ZM202 153H203V152H202ZM210 153L212 154V152H210ZM232 153H233V152H232ZM236 154H237V153H236ZM28 155H29V154H28ZM64 155H65V154H64ZM67 155H68V154H67ZM184 155H186V154H184ZM203 155H204V153H203ZM234 155H235V154H234ZM257 155H258V154H257ZM5 156H6V155H5ZM23 156H24V155H23ZM29 156H30V155H29ZM29 156H28V157H29ZM61 156H63V155H61ZM65 156H66V155H65ZM121 156H122V155H121ZM210 156H212V155H210ZM225 156H226V155H224V160H225V158H226ZM25 157H26V156H25ZM79 157H80V156H79ZM154 157H155V156H154ZM169 157L171 158V156H169ZM47 158H48V157H47ZM51 159H52V158H51ZM80 159H81V158H80ZM87 159H88V158H87ZM145 159H146V158H145ZM159 159H160V158H159ZM187 159H188V157H187ZM199 159H200V158H199ZM219 159H220V158H219ZM222 159H223V158H222ZM244 159H245V158H244ZM64 160H65V159H64ZM101 160H102V159H101ZM148 160H149V159H148ZM176 160H177V159H176ZM192 160H193V159H192ZM25 161H26V160H25ZM57 161H58V159H57ZM84 161H85V160H84ZM96 161H97V160H96ZM128 161H129V160H128ZM144 161H145V160H144ZM166 161H167V160H166ZM166 161H163V162H166ZM221 161H222V160H221ZM22 162H23V161H22ZM172 162H174V161H172ZM191 162H192V161H191ZM197 162H198V161H197ZM197 162H195V164H196ZM226 162H228V161H226ZM6 163H7V162H6ZM153 163H154V162H153ZM158 163H159V162H158ZM224 163H225V161H224ZM240 163H241V162H240ZM257 163H258V162H257ZM58 164H59V163H58ZM60 164H61V163H60ZM101 164H103V162H101ZM143 164H144V163H143ZM143 164H142V165H143ZM161 164H162V162H161ZM161 164H160V165H161ZM178 164H179V163H178ZM184 164H185V163H184ZM184 164H183V165H184ZM207 164H208V163H207ZM253 164H254V163H253ZM255 164H256V163H255ZM255 164H254V165H255ZM258 164H259V163H258ZM262 164H264V163H262ZM9 165H10V164H9ZM164 165H165V164H164ZM76 166H77V165H76ZM178 166H179V165H178ZM222 166H223V164H222ZM262 166H264V165H262ZM7 167H8V166H7ZM9 167H10V166H9ZM70 167H71V166H70ZM95 167H96V166H95ZM102 167H103V166H102ZM151 167H152V166H151ZM166 167H167V166H166ZM173 167H175V166H173ZM176 167H177V166H176ZM220 167H221V166H220ZM223 167H225V166H223ZM260 167H261V165H260ZM51 168H52V167H51ZM71 168H72V167H71ZM80 168H81V167H80ZM163 168H164V167H163ZM171 168H172V167H171ZM194 168H195V167H194ZM205 168L207 169V167H205ZM213 168H214V167H213ZM215 168H216V166H215ZM250 168H251V167H250ZM256 168H257V167H256ZM262 168H264V167H262ZM262 168H261V169H262ZM11 169H12V168H11ZM13 169H14V168H13ZM55 169H57V168H55ZM161 169H162V168H161ZM161 169H160V170H161ZM184 169H185V168H184ZM184 169H183V170H184ZM221 169H222V168H221ZM224 169H225V168H224ZM253 169H254V168H252V170H253ZM259 169H260V168H259ZM38 170H39V169H38ZM99 170H100V169H99ZM101 170H102V169H101ZM179 170H180V169H179ZM191 170H192V169H191ZM191 170H190V171H191ZM14 171H17V170H14ZM202 171H203V170H202ZM261 171H262V170H261ZM12 172H13V171H12ZM54 172H55V171H54ZM59 172H60V170H59ZM185 172H186V171H185ZM192 172H193V171H192ZM248 172H249V171H248ZM256 172H257V171H256ZM55 173H56V172H55ZM98 173H99V172H98ZM120 173H121V172H120ZM162 173H163V172H162ZM165 173H166V172H165ZM201 173H202V172H201ZM257 173H259V171H258ZM79 174H80V173H79ZM85 174H86V173H85ZM93 174H94V173H93ZM137 174H138V173H137ZM155 174H156V173H155ZM163 174H164V173H163ZM172 174H173V173H172ZM182 174H183V173H182ZM187 174H188V173H187ZM14 175H15V174H14ZM14 175H13V177H14ZM19 175H20V173H19ZM19 175H18V176H19ZM75 175H77V174H75ZM95 175H96V174H95ZM180 175H181V174H180ZM185 175H186V174H185ZM18 176H16V177H18ZM77 176H78V175H77ZM160 176H161V178H162V175H160ZM182 176H183V175H182ZM188 176H189V175H188ZM11 177H12V175H11ZM19 177H20V176H19ZM170 177H171V176H170ZM172 177H173V176H172ZM225 177H226V176H225ZM261 177H262V176H261ZM8 178H9V177H8ZM14 178H15V177H14ZM133 178H134V177H133ZM181 178H183V177H181ZM181 178H179V179H181ZM187 178H188V177H187ZM187 178H186V179H187ZM262 178H264V177H262ZM12 179H13V178H12ZM19 179H21V178H19ZM36 179H37V178H36ZM51 179H52V178H51ZM100 179H101V178H100ZM175 179H176V178H175ZM177 179H178V178H177ZM219 179H220V178H219ZM17 180H18V179H17ZM41 180L43 181L42 178H41ZM41 180H40L39 182H42ZM120 180H121V178H120ZM37 181H38V180H37ZM79 181H80V180H79ZM163 181H164V180H163ZM15 182H16V181H15ZM32 182H33V181H32ZM120 182H121V181H120ZM191 182H192V181H191ZM193 182H194V181H193ZM256 182H257V180H254V181H253L254 185H253V183H252L251 181L246 182L245 184L248 183L247 185H250L251 188H252V187L255 188V189L252 188L253 190H258L259 187H256V184H258V183H256ZM16 183H17V182H16ZM45 183H46V181H45ZM45 183H44V184H45ZM48 183H49V181H48ZM48 183H47V184H48ZM177 183H178V182H177ZM197 183H198V182H197ZM249 183H251V184H249ZM262 183H264V182H262ZM17 184H18V183H17ZM163 184H164V183H163ZM181 184H182V183H181ZM200 184H201V183H200ZM227 184H228V183H227ZM245 184L243 185V187H245V189H246V188H248V186L246 187ZM100 185H101V184H100ZM115 185H116V184H115ZM133 185H134V184H133ZM195 185H196V184H195ZM204 185H205V184H204ZM252 185H253V186H252ZM261 185H262V184H261ZM20 186H21V185H20ZM55 186H56V185H55ZM55 186H52V185H51L50 190L55 189V188H56ZM130 186H131V185H130ZM158 186H159V185H158ZM175 186H176V185H175ZM175 186H174V188H175ZM13 187H14V186H13ZM18 187H19V186H18ZM49 187H50V186H49ZM57 187H58V186H57ZM132 187H133V186H132ZM160 187H161V186H160ZM182 187H183V186H182ZM260 187H261V186H260ZM15 188H16V187H15ZM140 188H141V187H140ZM150 188H152V187H150ZM172 188H173V186H172ZM187 188H188V187H187ZM190 188H191V187H190ZM195 188H196V187H195ZM18 189H19V188H18ZM21 189H23V188H21ZM88 189H89V188H88ZM241 189H243V188H240V190H239L240 193H241ZM12 190H13V189H12ZM79 190H80V189H79ZM82 190H83V189H82ZM170 190H171V189H170ZM177 190H178V189H177ZM197 190H198V189H197ZM247 190H248V189H247ZM22 191H23V190H21V192H22ZM52 191H53V190H52ZM242 191H243V190H242ZM244 191H245V190H244ZM74 192H75V191H74ZM84 192H85V191H84ZM172 192H173V191H172ZM175 192H176V191H175ZM219 192H220V191H219ZM247 192H248V191H247ZM41 193H42V192H41ZM62 193H63V192H62ZM79 193H81V192H79ZM79 193H78V194H79ZM103 193H104V192H103ZM201 193H202V192H201ZM214 193H215V192H214ZM48 194H49V193H48ZM50 194H51V193H50ZM198 194H199V193H198ZM23 195H24V194L22 193V196H23ZM44 195H45V193H44ZM168 195H170V194H168ZM230 195H231V194H230ZM6 196H7V197H6ZM62 196H63V195H62ZM198 196H199V195H198ZM253 196H254V195H253ZM97 197H98V196H97ZM170 197H171V196H170ZM225 197H226V196H225ZM229 197H230V196H229ZM42 198H43V197H42ZM92 198H93V197H92ZM166 198H167V197H166ZM183 198H184V197H183ZM233 198L235 199V197H233ZM262 198H264V196H262ZM21 199H22V198H21ZM56 199H58V198L56 197ZM69 199H70V198H69ZM201 199H202V198H201ZM260 199H261V198H259L258 200L255 199V202L259 201ZM51 200H53V199H51ZM103 200H104V199H103ZM103 200H102V201H103ZM168 200H169V199H168ZM224 200H225V199H224ZM224 200H223V201H224ZM256 200H257V201H256ZM261 200H262V199H261ZM18 201H19V203H21V200H20V199H19ZM36 201H37V200H36ZM48 201H49V200H48ZM59 201H60V200H59ZM203 201H205V199H204ZM223 201H222V202H223ZM226 201H227V200H226ZM235 201H236V200H235ZM262 201H264V200H262ZM262 201H261V202H262ZM99 202H100V201H99ZM169 202H170V201H169ZM207 202H208V201H207ZM230 202H231V201H230ZM245 202H246V201H245ZM255 202H254V203H255ZM22 203H23V202H22ZM36 203H37V202H36ZM47 203H48V202H47ZM50 203H51V202H50ZM57 203H58V202H57ZM66 203H67V202H66ZM233 203H235V202H233ZM259 203H260V202H259ZM262 203H264V202H262ZM55 204H56V201H55ZM68 204H69V203H68ZM236 204H237V203H236ZM248 204H249V203H247L246 205H248ZM256 204H257V203H256ZM39 205H40V204H39ZM43 205H44V203H43ZM102 205H103V204H102ZM185 205H186V203H185ZM204 205H205V204H204ZM44 206H45V205H44ZM50 206H52V205H50ZM169 206H170V205H169ZM228 206L230 207L231 205L229 204ZM228 206H227V207H228ZM237 206H238V205H237ZM249 206H250V205H249ZM249 206L247 207V209L249 208ZM253 206H254V205H253ZM59 207H60V206H59ZM162 207H163V206H162ZM255 207H256V206H255ZM257 207H258V209L260 208L259 205H258ZM37 208H38V207H37ZM41 208H42V207H41ZM41 208H40V210H41ZM48 208H49V207H48ZM48 208H47V209H48ZM51 208H52V207H51ZM168 208H169V207H168ZM184 208H185V207H184ZM231 208H232V207H231ZM231 208H230V209H231ZM182 209H183V208H182ZM230 209H229V210H230ZM232 209H233V208H232ZM255 209H256V208H255ZM258 209H257L256 211H258ZM260 209H261V208H260ZM31 210H32V209H31ZM152 210H153V209H152ZM186 210H187V209H186ZM219 210H220V209H219ZM251 210H252V208H251ZM253 210H254V208H253ZM19 211H20V210H19ZM41 211L44 212L43 209H42ZM63 211H64V209H63ZM68 211H69V210H68ZM153 211H154V210H153ZM165 211H166V210H165ZM261 211H262V210H261ZM8 212H9V211H8ZM13 212H14V211H13ZM66 212H67V211H66ZM155 212H156V211H155ZM162 212H163V211H162ZM166 212H167V211H166ZM203 212H204V211H203ZM219 212H221V210H220ZM258 212H259V211H258ZM14 213H15V212H14ZM22 213H23V212H22ZM147 213H148V212H147ZM156 213H157V212H156ZM156 213H155V214H156ZM159 213H160V211H159ZM221 213H222V212H221ZM232 213L237 214V209H236V210L233 209ZM243 213H244V211H243ZM252 213H253V212H252ZM139 214H140V213H139ZM199 214H200V213H199ZM201 214H202V213H201ZM217 214L219 215V213H217ZM238 214H239V213H238ZM241 214H242V213H241ZM255 214H256V213H255ZM255 214H254V216H255ZM260 214H261V213H260ZM13 215H14V217H15V214H13ZM13 215H12V216H13ZM22 215H23V214H22ZM148 215H149V214H148ZM160 215H161V214H160ZM213 215H215V214H213ZM220 215H221V216H220L221 219L225 220V216H223L222 214H220ZM262 215H264V214H262ZM7 216H8V215H7ZM229 216H230V215H229ZM232 216H233V215H232ZM244 216H246V215L244 214L243 217H244ZM20 217H21V216H20ZM66 217H67V216H66ZM108 217H109V216H108ZM108 217H107V218H108ZM169 217H170V216H169ZM182 217H183V215H182ZM186 217H188V216H186ZM205 217H207V216H205ZM230 217H231V216H230ZM230 217H229V218H230ZM243 217H242V218H243ZM256 217H257V216H256ZM256 217H255V219H256ZM4 218H3V220L5 221L6 218H5V219H4ZM155 218H156V217H155ZM173 218H174V217H173ZM212 218H213V217H212ZM235 218H236V216H235ZM238 218H239V217H238ZM259 218H260V217H259ZM1 219H2V218H1ZM9 219H10V218H9ZM29 219H30V218H29ZM111 219H112V218H111ZM146 219H147V218H146ZM176 219H177V218H176ZM182 219H186V218H182ZM201 219H202V218H201ZM245 219H246V218H245ZM170 220H171V219H170ZM174 220H175V218H174ZM227 220H228V218H227ZM258 220H259V219H258ZM64 221H65V220H64ZM141 221H142V220H141ZM171 221H172V220H171ZM171 221H170V222H171ZM178 221H179V220H176L175 222L178 223ZM182 221H183V220H182ZM200 221H201V220H200ZM202 221H203V220H202ZM233 221H234V220H233ZM242 221H243V220H242ZM254 221H255V220H253V223H254ZM2 222H3V221H2ZM5 222H7V221H5ZM22 222L25 224V223H27V222H29V221L25 218V220L22 219ZM30 222H31V221H30ZM170 222H167V223H168L167 225H169ZM175 222H174V223H175ZM183 222H185V221H183ZM246 222H247V221H246ZM3 223H4V222H3ZM62 223H63V222H62ZM65 223H66V222H65ZM105 223H106V222H105ZM111 223H112V222H111ZM171 223H172V222H171ZM198 223H199V222H198ZM202 223H203V222H202ZM211 223H212V222H211ZM211 223H209V224H211ZM243 223H245V222L243 221ZM256 223H258V222L256 221ZM40 224H41V223H40ZM100 224H101V223H100ZM108 224H109V223H108ZM141 224H142V223H141ZM181 224H182V222H181ZM227 224H228V222H227ZM234 224H236V222H235ZM240 224H241V223H240ZM246 224H247V223H246ZM249 224H251V223H249ZM28 225H29V224H28ZM73 225H74V224H73ZM167 225H166V226L164 225V227L162 228V230L166 232V234H163V237H166L167 240L174 242L175 245H176V242H177V245H180V247H182L183 249H185V251H187V252H188L187 254L189 255V256H185V257L183 258V261H182L180 264H202L201 262H203L202 260H204V258H203V257H199V256H198L199 254L195 255V253H194L195 251H193L192 248H188L191 244H189L188 242H186L185 239H184V237L187 235V234H186L187 232H181V234H178V232H177L176 230H174L175 228L173 229V231H168V232H167V229H168V228H167V227H168ZM176 225H177V224H176ZM196 225H198V224H196ZM203 225H205V224H203ZM229 225H230V224H229ZM251 225H252V224H251ZM253 225H254V224H253ZM144 226H145V225H144ZM162 226H163V224H161L160 226H158V228L161 229ZM171 226H172V225H171ZM171 226H170V227H171ZM178 226H179V225H177V227H178ZM29 227H30V226H29ZM126 227H127V226H126ZM141 227H142V226H141ZM197 227H198V226H197ZM202 227H203V226H202ZM4 228H5V227H4ZM4 228H0V237H1V238L4 237L3 239H6V238H7V236H6V232H5V234L2 233V229H4ZM64 228H65V227H64ZM115 228H116V227H115ZM127 228H128V227H127ZM171 228H172V227H171ZM204 228H205V227H204ZM24 229H25V228H24ZM59 229H60V228H59ZM116 229H117V228H116ZM128 229H129V228H128ZM139 229H140V228H139ZM169 229H170V228H169ZM169 229H168V230H169ZM196 229H197V228H196ZM215 229H216V228H215ZM230 229H231V228H230ZM259 229H260V228H257V227L254 228V232H253V233H254V235H253L254 238H257V239H258L259 237H260V238L262 237V236H260V232L258 231ZM262 229H264V227H262ZM262 229H261V230H262ZM4 230H5V229H4ZM8 230H9V229H8ZM22 230H23V229H22ZM26 230H27V227H26ZM36 230H37V229H36ZM137 230H138V229H137ZM171 230H172V229H171ZM179 230H180V229H179ZM209 230H210V229H209ZM220 230H221V229H220ZM10 231H12V230H10ZM23 231L25 232V230H23ZM117 231H118V230H117ZM123 231H125V230H123ZM38 232H39V231H38ZM91 232H92V231H91ZM197 232H198V231H197ZM213 232H214V231H213ZM14 233H15V232H14ZM16 233H18V232H16ZM16 233H15V234H16ZM75 233H76V232H75ZM113 233H114V232H113ZM140 233H141V232H140ZM151 233H154V232H151ZM198 233H199V232H198ZM90 234H91V233H90ZM94 234H95V233H94ZM107 234H108V232H107ZM107 234H106V235H107ZM115 234H116V233H115ZM156 234H157V233H156ZM185 234H186V235H185ZM242 234H243V233H242ZM262 234H264V231H262ZM7 235H8V231H7ZM10 235H11V234H10ZM38 235H39V234H38ZM95 235H96V234H95ZM106 235H105V236H106ZM126 235H127V232H126ZM135 235H136V234H135ZM243 235H244V234H243ZM18 236H20V232H19V235H18ZM22 236L24 237V235H22ZM60 236H61V235H60ZM120 236H121V235H120ZM155 236H156V235H155ZM13 237H14V236H13ZM20 237H21V236H20ZM62 237H63V236H62ZM118 237H119V236H118ZM127 237H128V236H127ZM202 237H203V236H202ZM248 237H249V236H248ZM18 238H19V237H18ZM31 238H32V237H31ZM97 238H98V237H97ZM160 238H161V236H160ZM193 238H194V237H193ZM15 239H16V237H15ZM84 239H85V238H84ZM249 239H250V238H249ZM9 240H11V238H10ZM80 240H81V239H80ZM150 240H151V239H150ZM158 240H159V238H158ZM176 240H177V241H176ZM250 240H251V239H250ZM252 240H253V239H252ZM262 240H264V239H262ZM5 241H6V240H5ZM15 241H16V240H15ZM17 241H22V240H20V238H19V239H17ZM17 241H16V242H17ZM32 241H33V240H32ZM78 241H79V240H78ZM116 241H118V240H116ZM121 241H122V240H121ZM121 241H120V242H121ZM127 241H128V240H127ZM199 241H200V240H199ZM259 241H260V240H258V242H259ZM63 242H65V241H63ZM92 242H93V241H92ZM9 243H11V242L9 241ZM30 243H31V242H30ZM66 243H68L67 240H66ZM124 243H125V242H124ZM174 243H172V244L174 245ZM200 243H201V242H200ZM213 243H214V242H213ZM247 243L249 244V240L247 239V237H246V238L243 237L241 242H239V243H238V242H233V243H231L230 248H228V249H224L223 246H222V248H221L217 243H215L214 245L210 246L209 248H211V250H212L211 252H213V254H215V256H213V258H215V260H216V258H217V260H219V261L221 262L220 264H225V262L229 261L230 258H234V257H231V256H232V253L236 252L238 249H240V250L242 249V250L245 252L244 249H245V245H247ZM12 244H13V243H12ZM21 244H22V243H21ZM21 244H20V248H21L22 246H23V248L26 247L25 242H23V245H21ZM32 244H34V243H32ZM250 244H252V242H251ZM9 245H10V244H9ZM15 245H16V244H15ZM66 245H67V244H66ZM125 245H127V244H125ZM173 245H171V246H173ZM195 245H196V244H195ZM227 245H228V244H227ZM253 245H254V244H253ZM13 246H14V245H13ZM34 246H35V245H34ZM146 246H147V245H146ZM149 246H150V245H149ZM161 246H162V244H161ZM164 246H165V245H164ZM164 246H163V247H164ZM1 247H2V246H1ZM10 247H11V246H10ZM254 247H255V246H254ZM6 248H7V247H6ZM6 248H5V249H6ZM15 248H16V246H15ZM17 248H18V244H17ZM23 248H22V250L24 251L25 248H24V249H23ZM32 248H33V247H32ZM53 248H55V247H53ZM84 248H85V247H84ZM107 248H108V247H107ZM117 248H119V247H117ZM151 248H152V247H151ZM174 248H175V247H174ZM182 248H180V250H181ZM197 248H198V247H197ZM226 248H227V247H226ZM261 248H262V247H261ZM261 248H260V249H261ZM119 249H120V248H119ZM141 249H142V248H141ZM247 249H249V247H248ZM257 249H258V248H257ZM6 250H7V249H6ZM73 250H74V248H73ZM100 250H101V248H100ZM136 250H137V249H136ZM175 250H176V248H175ZM0 251H1V249H0ZM19 251H21V250H19V248H18V252H19ZM51 251H52V250H51ZM65 251H66V250H65ZM75 251H76V250H75ZM89 251H90V250H89ZM119 251H120V250H119ZM201 251H202V250H201ZM250 251H251V250H250ZM24 252H25V251H24ZM24 252H23V253H24ZM244 252H243V253H244ZM247 252H248V250H247ZM3 253H4V252H3ZM21 253H22V252H21ZM37 253H38V252H37ZM79 253H80V252H79ZM88 253H89V252H88ZM121 253H122V252H121ZM121 253H120V254H121ZM140 253H141V252H140ZM68 254H69V253H68ZM92 254H93V253H92ZM92 254H91V256H92ZM249 254H250V252H249ZM0 255H1V252H0ZM2 255H3V254H2ZM69 255H70V254H69ZM210 255H211V254H210ZM210 255H208V256H210ZM245 255H246V254H245ZM121 256H122V255H121ZM123 256H124V255H123ZM204 256H205V255H204ZM208 256H206V260H207V257H208ZM229 256H230V257H229ZM260 256H261V255H260ZM1 257H2V256H1ZM3 257H4V256H3ZM3 257H2V258H3ZM22 257H23V256H22ZM22 257H20V258H22ZM115 257H116V256H115ZM155 257H156V255H155ZM240 257H241V256H240ZM240 257H238V258H240ZM54 258H55V257H54ZM146 258H147V256H146ZM209 258H210V257H209ZM3 259H4V258H3ZM3 259L0 258V264H8V263H6V260H5V259L3 260ZM165 259H166V258H165ZM77 260H78V259H77ZM116 260H117V259H116ZM206 260H204V261H206ZM211 260L213 261L212 258H211ZM262 260H264V259H262ZM208 261H210V260H208ZM212 261H211V262H212ZM48 262H49V261H48ZM67 262H68V260H67ZM80 262H81V261H80ZM134 262H135V261H134ZM206 262H207V261H206ZM211 262H210V263H211ZM214 262H215V261H213V263H214ZM24 263H25V261H24L23 263H22L21 261H18V262H17V264H24ZM32 263H33V262H32ZM65 263H66V262H65ZM138 263H139V261H138ZM176 263H177V262H176ZM176 263H175V264H176ZM229 263H231V262H229ZM11 264H12V263H11ZM13 264H14V263H13ZM116 264H117V263H116ZM165 264H166V263H165ZM171 264H172V263H171ZM215 264H216V263H215Z\"/></svg>","mask_w":264,"mask_h":264}]
</instances>
